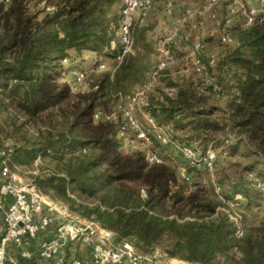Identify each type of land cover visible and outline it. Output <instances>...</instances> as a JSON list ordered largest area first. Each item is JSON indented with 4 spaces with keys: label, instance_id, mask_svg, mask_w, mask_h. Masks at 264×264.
Listing matches in <instances>:
<instances>
[{
    "label": "trees",
    "instance_id": "1",
    "mask_svg": "<svg viewBox=\"0 0 264 264\" xmlns=\"http://www.w3.org/2000/svg\"><path fill=\"white\" fill-rule=\"evenodd\" d=\"M29 1L0 0V110L16 109L30 119L63 109L65 103L73 110L60 129L39 130L38 145L12 147L11 163L27 164L38 156L56 159L58 168L36 174L34 186L110 231L113 245L126 241L138 252L152 254L160 242L166 256L189 263L264 264V204L256 193L234 190L244 198L243 210L237 211V235L238 224L229 217L234 195L219 196L212 186L196 182L188 189L175 166L148 162L140 150L121 149L130 124L120 113L110 120L94 118L96 112L112 113L113 104L147 81L153 68L146 53H128L78 97L59 81L71 51L116 58L122 0H46L54 9L41 18L28 9ZM144 32H132L133 45L144 39ZM231 36L236 45L214 65L230 93L222 116H214L220 109L209 102L216 96L211 86L188 80H167L175 87L171 96L161 92L154 99L149 91L144 108L156 124L182 133L179 139L199 142L204 150L215 148L214 141L224 134L225 140L234 138L231 154L244 145L251 150L247 156L264 160V21L235 26ZM186 170L208 172L204 165L186 164ZM129 183L142 185L145 197L134 196ZM81 196L98 200L88 203ZM166 206L169 212H164Z\"/></svg>",
    "mask_w": 264,
    "mask_h": 264
},
{
    "label": "rangeland",
    "instance_id": "2",
    "mask_svg": "<svg viewBox=\"0 0 264 264\" xmlns=\"http://www.w3.org/2000/svg\"><path fill=\"white\" fill-rule=\"evenodd\" d=\"M250 5L256 7L258 10L264 9V6L254 0L250 2ZM46 6H52V3L46 0H30L28 3V9L30 11H38L39 18L46 13ZM168 6L172 8L170 14H166V8ZM204 7L207 9H204ZM231 7L235 8V12L232 15L229 14V9ZM187 9H192L194 11L193 18L184 22L175 43H171L170 45L174 61L168 65L167 69L163 71L152 84L149 93L154 99L160 98L161 92H165L169 96L173 94L175 87L168 85L167 80L175 83L188 80L200 87L207 86L206 79L211 82L215 81L221 85L227 82L225 77H220V71L216 66L211 68L206 76L196 73L193 70L191 60L194 57L192 48L195 42L200 41L204 44V57L205 54L214 55L216 60H220L223 53L228 48H232L236 45V38L231 35L234 34L235 26H243L245 20L240 9L236 8L230 0H218L216 4L210 6L209 0H155L152 8L145 17L142 19L134 17L132 32L142 28L145 29V32L143 36L144 39L139 40L137 43L134 42L130 53H134L136 50L146 53L148 56L149 69L151 70L154 68L160 58V40L166 36L169 27L180 22V19L183 18ZM229 17L230 22H227L226 20ZM224 33L231 38L228 44L221 42L220 37L224 35ZM117 34H119V31H117ZM117 41L112 44V47L117 44ZM115 63L117 64L118 61L114 57H97L86 51L80 54L71 51L69 58L62 62L59 81L66 83L69 86L70 92L78 97V94H85L90 90V86L98 74L107 70L113 71L116 66ZM73 70H82L86 73V79L79 86H74L73 84L71 73ZM223 88L224 95L214 96L212 94L209 98V102L220 109L215 111L214 116H222L221 110L224 108L230 96L229 91L226 90L224 86ZM148 94L136 104L130 103L125 97L119 99L111 107L115 114L120 113L121 108H128L137 120L139 129L145 133V137H140L138 135V129L132 126L128 127L127 132L122 134L121 139V149L125 153L140 150L144 152L145 156L154 155L163 162L175 166L178 176L182 179L184 178L188 182V189H193L195 182L206 189H209L211 186L214 188L211 181L213 177L216 186L220 187L218 192L219 196L232 194L235 197L236 194L240 193L234 190L242 187L245 190L256 193L262 199V204H264V160L256 155L247 156L251 150L244 145L239 146L235 154H231V145L229 144L234 138L225 140L224 137H226V135L221 134L219 139L214 141L215 148L208 147L214 149L217 153L212 174H210L209 171L196 170L188 173L185 160L180 156L172 144H164L158 135L164 134L171 137L173 141L190 144L196 147L200 153L205 152L208 148L204 150L201 144L195 140L186 141L179 139L180 136L184 135L174 131L169 126H160L154 121V124H151L147 120L150 115L144 108L148 104ZM73 99L76 98L74 97ZM63 106V109L56 107L52 111L42 113L39 117L33 119L24 117L21 112L16 109L9 108L7 110H0V144L11 147H32L38 145L40 140L39 130H44L45 128L60 129L64 126V120L67 119V114L73 110V106L71 103H65ZM121 119L126 122L123 115H121ZM160 143L163 146H161ZM57 164L56 159L51 156H38L34 161L27 164L12 163V167L17 171L22 182L33 183V177L36 174L51 172L52 169L58 168ZM199 167L202 168V166ZM253 167L255 169L251 170ZM240 182H242V184H240ZM236 185L239 186L235 187ZM126 186L130 188V191H134V196L136 195L139 198L145 197L146 191L142 185L129 183L126 184ZM214 192H216L215 188ZM240 195L241 199H239L240 204L237 211L243 210L244 198L242 194ZM48 198L56 204L65 207L72 218L92 222L91 219L78 214L74 209L68 208V206L66 207L65 205L67 204L65 202L50 197ZM80 199L88 203H94L98 200L97 197L87 198L84 196H81ZM164 212H169L168 206L164 207ZM252 212H256L258 215L263 214L258 208H253ZM44 213L47 214L49 211L44 210ZM55 214V211H53V215ZM170 216H172V214H170ZM185 218L191 219L195 217L186 216ZM61 220V218L55 219L53 221V227H57L58 222ZM155 252L164 255L166 264H169V262L172 264H198L166 256L163 251V244L160 242L155 245L154 253Z\"/></svg>",
    "mask_w": 264,
    "mask_h": 264
},
{
    "label": "built area",
    "instance_id": "3",
    "mask_svg": "<svg viewBox=\"0 0 264 264\" xmlns=\"http://www.w3.org/2000/svg\"><path fill=\"white\" fill-rule=\"evenodd\" d=\"M231 3L242 12L246 25H251L256 21H264V9L258 10L251 6L253 0H230ZM264 6V0H254ZM155 0H122L121 20L118 34L119 53L116 60L120 62L124 56L131 52L133 45L132 25L134 17L142 19L152 8ZM218 0H209V6L214 5ZM54 8L46 6V12H51ZM204 9H207L204 7ZM172 8H166V14H170ZM235 8L229 9L232 15ZM135 15V16H134ZM194 11L187 9L180 22L168 28L166 36L160 40V58L157 65L150 71L147 81L134 88L129 96H126L132 104L140 102L151 90L152 84L157 80L160 72L174 61L171 43H175L185 21L193 18ZM230 22V17L227 18ZM194 26V25H193ZM221 42L228 44L230 36H221ZM193 70L202 75H207L214 67L216 58L214 55L205 54L204 44L200 41L193 44ZM103 66V65H101ZM72 79L74 86L81 85L86 79V73L82 70H73ZM206 85L211 86L217 96L224 95L221 86L206 79ZM121 115L129 122L130 126L138 129V135L145 137L144 131L139 129V124L128 108H121ZM95 119L102 118L110 120L116 118L115 112H96ZM147 120L153 123L151 117ZM158 137L164 144H172L185 162L192 167L204 165L212 174L216 155L214 149L208 148L200 153L196 147L182 142L173 141L171 137L159 134ZM12 147L0 145V216L3 225V235L0 238V264H22V260H28L35 255L41 259H55L57 264H82L79 258L67 259L65 257V247L71 241H79L88 246L87 264H166L164 255L160 253L143 254L138 252L129 242H121L117 245L112 243V233L107 229L89 221H82L72 218L65 207L56 204L45 194L36 189L31 182H22L17 171L11 163ZM149 162H161L154 155H147ZM36 173V172H35ZM216 192L220 187L214 183ZM241 199L240 194H236L234 202L230 203L229 217L238 224L237 235H241L239 215L236 209L237 201ZM44 210L49 213L45 214ZM55 211V215H53ZM57 218V227H53V221ZM34 241H36L34 243ZM35 246V252L31 250ZM13 246L17 249V254L10 251ZM169 264H172L169 262Z\"/></svg>",
    "mask_w": 264,
    "mask_h": 264
},
{
    "label": "crops",
    "instance_id": "4",
    "mask_svg": "<svg viewBox=\"0 0 264 264\" xmlns=\"http://www.w3.org/2000/svg\"><path fill=\"white\" fill-rule=\"evenodd\" d=\"M3 231V225H2V219L0 216V234ZM36 241H34L35 243ZM31 250L35 252V246L31 245ZM10 251L13 254H17V249H15L13 246L10 247ZM65 257L67 259L71 258H79L82 261V264H87L88 260V246L79 242V241H71L69 242L65 247ZM22 264H57L55 259H41L38 258L35 253L32 255V257L28 260H22Z\"/></svg>",
    "mask_w": 264,
    "mask_h": 264
}]
</instances>
